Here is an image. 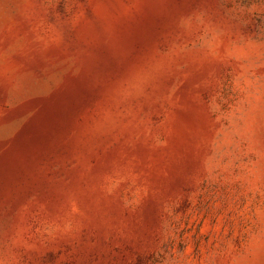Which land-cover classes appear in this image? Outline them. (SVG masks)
<instances>
[{"label":"rangeland","instance_id":"374dc122","mask_svg":"<svg viewBox=\"0 0 264 264\" xmlns=\"http://www.w3.org/2000/svg\"><path fill=\"white\" fill-rule=\"evenodd\" d=\"M0 264H264V0H0Z\"/></svg>","mask_w":264,"mask_h":264}]
</instances>
